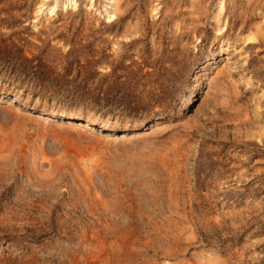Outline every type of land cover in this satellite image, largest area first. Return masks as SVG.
<instances>
[{
	"label": "rangeland",
	"instance_id": "1",
	"mask_svg": "<svg viewBox=\"0 0 264 264\" xmlns=\"http://www.w3.org/2000/svg\"><path fill=\"white\" fill-rule=\"evenodd\" d=\"M0 264H264V0H0Z\"/></svg>",
	"mask_w": 264,
	"mask_h": 264
}]
</instances>
